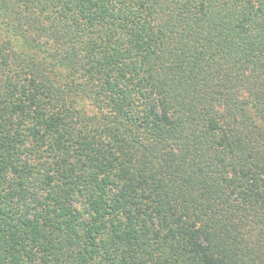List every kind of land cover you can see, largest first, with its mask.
Returning <instances> with one entry per match:
<instances>
[{
  "label": "trees",
  "instance_id": "obj_1",
  "mask_svg": "<svg viewBox=\"0 0 264 264\" xmlns=\"http://www.w3.org/2000/svg\"><path fill=\"white\" fill-rule=\"evenodd\" d=\"M0 264H264V0H0Z\"/></svg>",
  "mask_w": 264,
  "mask_h": 264
}]
</instances>
